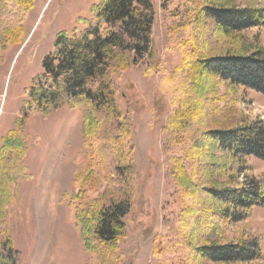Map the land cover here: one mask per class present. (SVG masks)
Instances as JSON below:
<instances>
[{"label":"rangeland","instance_id":"obj_1","mask_svg":"<svg viewBox=\"0 0 264 264\" xmlns=\"http://www.w3.org/2000/svg\"><path fill=\"white\" fill-rule=\"evenodd\" d=\"M11 1L0 2V151L4 136L14 129L23 137L25 154L20 170L11 175L12 181L6 182L10 200L0 238L7 230L12 246L19 252L18 264H95V254L84 247L74 217L77 205L74 180L93 163L82 133L83 105L62 103L46 115L32 114L23 124L16 123V119L21 116L25 89L40 73L42 60L52 51L56 36L81 32L92 19L99 0H34L20 22L24 32L20 44L5 40L7 25L18 23L17 8L10 7ZM151 2L154 20L149 55L136 65L110 73L119 107L132 121L136 170L132 205L115 256L118 264H220L190 258V253L180 247L184 205L175 193L174 184L164 176L166 155L160 144L162 127L172 109L174 87L163 88L160 77L163 70H172L183 62L189 43L197 45L204 40L205 44L208 39L207 54L225 51L226 45L232 46L231 51H239L241 44L233 45L238 42H229L224 37L214 40V24L210 20L201 19L195 27H173L194 12L191 0ZM227 2L238 7L264 8V0ZM241 35L247 45H264V26L245 30ZM210 99L205 101L200 121L195 118L190 121L173 154L181 157L186 172L199 187L196 189L201 199L195 219H200L202 226L210 222L204 232L207 242L254 239L260 247V258L231 264H264V207H254L244 220L228 224L217 220L218 214L211 213L219 207L203 192L207 186L236 187L245 176L264 181V161L248 156L223 157L208 140L200 147L205 130L254 120L264 122V96L247 88L220 84L215 98L211 102ZM109 129L100 123L99 133ZM195 145L196 150L192 148ZM115 163L108 156L100 169H95L97 184L85 185L90 200L98 198L106 187H114L115 184L107 183L106 177ZM197 243L202 244L199 239Z\"/></svg>","mask_w":264,"mask_h":264},{"label":"trees","instance_id":"obj_2","mask_svg":"<svg viewBox=\"0 0 264 264\" xmlns=\"http://www.w3.org/2000/svg\"><path fill=\"white\" fill-rule=\"evenodd\" d=\"M8 0H0L5 4ZM34 0H12L10 7L17 8V22L5 31L9 44H20L24 35L21 21L33 6ZM219 2V3H216ZM227 0H191L187 20L173 27H195L203 20L214 24V40L224 37L235 40L241 50H227L207 54L209 40L198 42L185 50L183 62L172 70H163L160 84L172 90V109L161 130V148L164 152V176L175 186V193L183 203L181 215L182 238L180 247L190 253V258L212 263L231 264L251 262L261 256L256 240L210 243L203 226L196 220L200 194L197 183L183 166L182 159L173 154L176 144L182 140L190 121L199 120L205 110V101L215 98L216 87H243L264 96V45H247L240 36L245 30L264 26V8L238 7ZM5 8V7H3ZM94 15L78 34L60 33L53 41L52 51L42 60L41 71L25 89L26 98L21 102L20 118L23 124L32 114L46 115L60 104L71 106L81 103L83 111L82 133L86 141L88 157L93 161L89 168L76 175L74 184V217L84 247L95 254V264H118L115 256L117 244L125 229L133 197L136 170L131 140V120L117 102V90L110 73L140 63L149 55L152 38L154 7L151 0H99L93 8ZM205 22V21H204ZM251 44V43H250ZM234 47V46H233ZM177 91V92H176ZM178 93V94H176ZM212 94L214 96H212ZM178 95V96H177ZM209 95H211L209 97ZM216 100V99H215ZM219 101V100H216ZM232 104V103H231ZM102 120V121H101ZM100 123L109 130L99 133ZM223 157L239 159L255 157L264 161V122L254 120L227 127H215L203 132ZM0 151V227L5 225V211L10 200L6 184L11 175L20 170L25 154L23 137L12 129L3 138ZM194 150L197 146L192 147ZM199 150V154L202 153ZM110 156L115 159L113 171L106 181L114 187H106L98 198L90 200L85 185H95V169H100ZM207 197L215 202L218 211L212 209L217 220L237 223L244 220L252 208L264 207V181L245 176L236 187H205ZM110 194V195H109ZM208 213L207 210L204 211ZM207 224V225H206ZM186 230V231H185ZM203 230V231H202ZM200 237L198 238V234ZM0 238V264H18L19 252L12 246L7 230ZM198 239L202 244L198 245ZM190 264V262H188Z\"/></svg>","mask_w":264,"mask_h":264}]
</instances>
